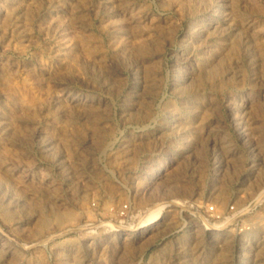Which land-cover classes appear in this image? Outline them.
Returning a JSON list of instances; mask_svg holds the SVG:
<instances>
[{
    "label": "rangeland",
    "instance_id": "1",
    "mask_svg": "<svg viewBox=\"0 0 264 264\" xmlns=\"http://www.w3.org/2000/svg\"><path fill=\"white\" fill-rule=\"evenodd\" d=\"M0 264H264V0H0Z\"/></svg>",
    "mask_w": 264,
    "mask_h": 264
},
{
    "label": "bare ground",
    "instance_id": "2",
    "mask_svg": "<svg viewBox=\"0 0 264 264\" xmlns=\"http://www.w3.org/2000/svg\"><path fill=\"white\" fill-rule=\"evenodd\" d=\"M121 192V191H120ZM124 194V193H123ZM122 200V199H121ZM108 205V204H107ZM109 207V206H108ZM134 209V207H133ZM164 209L163 205H155L153 207H150L149 209H146L145 213H143L139 219L137 221H141L138 228L137 229H150L152 227H155V226H159L160 225V222L162 221V216H161V211ZM66 213V212H65ZM138 215V214H137ZM72 216V215H71ZM56 220H58L60 223H62L63 221H66L67 222L69 221V215L68 214H59V215H56L55 216ZM71 220V219H70ZM92 222V221H91ZM163 222V221H162ZM108 222H106L107 224ZM105 224V225H106ZM86 226H89V225H93L91 223H88V224H85ZM108 225V224H107ZM90 228V227H89ZM159 233V231L157 232V234ZM28 245L25 244L24 247L25 248H28L27 247Z\"/></svg>",
    "mask_w": 264,
    "mask_h": 264
},
{
    "label": "built area",
    "instance_id": "3",
    "mask_svg": "<svg viewBox=\"0 0 264 264\" xmlns=\"http://www.w3.org/2000/svg\"><path fill=\"white\" fill-rule=\"evenodd\" d=\"M170 206H172L170 203H169V205H166V206H163L164 207V209L166 208V207H170ZM212 209V208H211Z\"/></svg>",
    "mask_w": 264,
    "mask_h": 264
}]
</instances>
